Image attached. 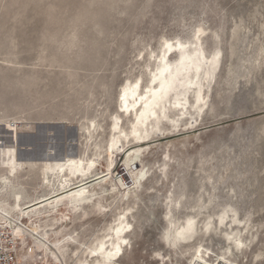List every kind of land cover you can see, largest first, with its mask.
Masks as SVG:
<instances>
[{
  "label": "rangeland",
  "instance_id": "obj_1",
  "mask_svg": "<svg viewBox=\"0 0 264 264\" xmlns=\"http://www.w3.org/2000/svg\"><path fill=\"white\" fill-rule=\"evenodd\" d=\"M198 29V50L217 62L202 63L186 94L201 108L187 103L181 114L167 106L160 130L144 143L122 133L124 149L109 168L112 125L129 132L134 119L119 108L120 93L138 79L147 84L164 41H193ZM41 131L52 146L47 155L92 164L116 192L127 190L115 201L86 185L105 210L87 209L86 219L60 206L63 222L49 248L59 257L56 244L66 263L108 231L128 199L132 231L121 264H196L186 245L171 249L163 239L165 215L172 209L175 229L186 216L202 219L229 205L250 217L256 237L228 264H264V0H0V173L14 159L36 164L20 174L22 205L49 192L41 159L17 141ZM201 242L206 264H227L220 236L204 234ZM31 246L18 245L23 260L52 263Z\"/></svg>",
  "mask_w": 264,
  "mask_h": 264
},
{
  "label": "bare ground",
  "instance_id": "obj_2",
  "mask_svg": "<svg viewBox=\"0 0 264 264\" xmlns=\"http://www.w3.org/2000/svg\"><path fill=\"white\" fill-rule=\"evenodd\" d=\"M203 33L204 30L198 29L193 36V41L183 43L164 41L161 45L160 55L156 57L158 64L155 71H150L147 84L141 87V81L139 82L138 79L122 90L118 97L119 108L123 109L129 117L133 116L134 119L132 122L130 121L131 129L129 132L122 131L121 126H118L117 123L112 125L113 134L108 144L109 148H107L110 159L109 168L113 166L114 157H117L124 149L121 140L122 133L124 141L131 138L136 143H144L149 139L153 128L160 130L157 128V123L161 116L165 117L167 106L181 114H184L183 110L186 109L187 103L195 110L201 108L198 104L193 106L189 103L186 94L189 88L195 84L194 81L198 78V71L202 63L206 65L208 63L216 65L217 63L215 57L212 59L206 57L197 48V41ZM175 54L178 59L171 62L170 57ZM208 74V71H205L203 75L206 77ZM176 84L182 85L181 90L177 89ZM171 93L172 98L169 99ZM197 102L199 103L200 100L196 99L195 104ZM139 154L135 153L134 155L139 156ZM44 157L40 160L42 163L40 173L42 182L49 188V192L44 197L30 200L23 205L22 202L25 201V197H22L18 180L26 168H35L36 164L14 159L7 165L5 173H0V227L10 232L17 248L19 245L24 249L30 243L31 248L38 253L45 256L49 254L52 263H44L68 264L56 244L52 243V246L58 249L59 257L49 248L50 241L55 239L58 234V230H55L63 222L62 216L59 217L58 214L60 206H65L71 214L86 219L89 216L87 209H91L92 213L97 214L105 212L104 206L100 204L101 201L95 202L93 199V192H86L83 189L86 185L96 184L99 186L102 195L107 196L109 194L108 196L114 197L115 201L120 193H122L121 197H124L127 190L116 192V187L105 181L106 175L103 172L100 173L92 169V164L89 166L83 164L80 159L52 155H45ZM72 186H75V189L71 190ZM120 201L127 206L122 212L114 216L113 225L108 228L104 235L95 239L88 248L74 252L72 262L69 264H121L119 261L124 254V249L130 246L127 235L132 231L130 219L133 207L127 203L129 202L128 199H121ZM209 202L211 203V201ZM170 203H173L175 208L181 206L177 200L170 201ZM24 205H27L26 210L21 207ZM167 208H169V204ZM198 208L205 209L207 207L201 202ZM217 213L212 216L208 214L204 218H200L201 221L198 217L199 213L186 216L185 225L178 224V228L175 229H173L175 225L173 217L166 214L167 228L163 233V239L168 242L171 249L172 246L173 248L179 246L178 244L186 245L183 247L185 252L196 261V264H206L205 259H209V256H206V249L201 245V238L204 234L213 233L223 239L220 249H222L221 254L224 263L228 264L232 261L234 263L235 260L231 261V259L237 257L236 252L248 250L256 237V233H253L254 228L250 217L241 218L234 206L229 205L227 209H222L220 213ZM46 218H50L53 223L42 226L41 221ZM200 223L201 226H199ZM7 226H13L16 229L17 239L15 232ZM197 239L199 240L197 241ZM222 259L219 260L222 261ZM24 260L28 259L24 257ZM211 263L218 264L215 263V260H211Z\"/></svg>",
  "mask_w": 264,
  "mask_h": 264
},
{
  "label": "built area",
  "instance_id": "obj_3",
  "mask_svg": "<svg viewBox=\"0 0 264 264\" xmlns=\"http://www.w3.org/2000/svg\"><path fill=\"white\" fill-rule=\"evenodd\" d=\"M0 264H46L44 262H29L23 260L9 231L0 227Z\"/></svg>",
  "mask_w": 264,
  "mask_h": 264
},
{
  "label": "water",
  "instance_id": "obj_4",
  "mask_svg": "<svg viewBox=\"0 0 264 264\" xmlns=\"http://www.w3.org/2000/svg\"><path fill=\"white\" fill-rule=\"evenodd\" d=\"M75 130V129H74ZM42 133L36 134V135H30L27 138L25 137L24 139H19L18 141V146L20 145H29L30 153L28 154L29 157L34 158V159H44L45 155H47V148H51L52 146H48L46 143L44 144V140L46 139L44 134V131H41ZM76 134V133H75ZM32 148V149H31ZM50 155H53L50 153ZM56 156H63V153L57 154ZM25 157V156H24Z\"/></svg>",
  "mask_w": 264,
  "mask_h": 264
}]
</instances>
